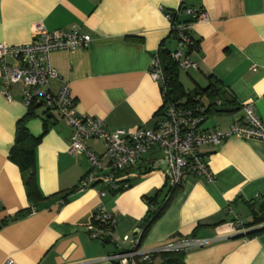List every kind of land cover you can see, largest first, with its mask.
Segmentation results:
<instances>
[{
    "label": "crops",
    "instance_id": "1",
    "mask_svg": "<svg viewBox=\"0 0 264 264\" xmlns=\"http://www.w3.org/2000/svg\"><path fill=\"white\" fill-rule=\"evenodd\" d=\"M184 7L201 8L208 22L193 26L190 34L198 49L189 53L196 69L178 78L186 93L207 87L209 76L221 83L222 98L231 107L209 112V100L196 97L195 110L205 109L203 130L227 131L243 114L238 103L252 100L264 126V0H0V43H31L34 27L68 29L75 25L91 37L86 49L55 51L50 65L58 78L47 89L55 94L63 83L78 112L102 121L108 130L155 128L161 118L162 94L149 75L159 50L172 53L177 41L163 13ZM162 9L160 11L159 9ZM188 18L179 13L178 20ZM185 50V49H182ZM14 65V61H9ZM12 101L1 94L0 79V264H117L111 257L131 248L135 231L146 217L149 199L160 202L168 185L159 170L148 164L159 159L157 150L143 155L120 174L130 187L100 197L92 189L76 190L90 166L84 155H71V128L54 113L35 109L28 132L38 137L35 183L40 198L31 204L18 165L10 158L16 125L27 109L19 88ZM222 108V110H220ZM228 108L232 111L224 112ZM87 147L102 156L104 146L88 140ZM213 175L211 182L189 176L172 196L162 216L149 228L141 250L184 245L185 264H264V230L250 226V207L264 202V139L230 137L217 146L199 149ZM63 201V203L61 202ZM99 205L116 219L111 237L93 239L88 227ZM33 212L17 219L18 213ZM242 227H236V222ZM118 242L119 246L116 245ZM150 264H161L152 258Z\"/></svg>",
    "mask_w": 264,
    "mask_h": 264
},
{
    "label": "built area",
    "instance_id": "2",
    "mask_svg": "<svg viewBox=\"0 0 264 264\" xmlns=\"http://www.w3.org/2000/svg\"><path fill=\"white\" fill-rule=\"evenodd\" d=\"M159 10L162 11L161 8ZM180 11L187 16L186 21L178 20ZM163 15L170 25V33L177 41V50L170 53L171 59L181 70L196 69L197 65L190 60L189 53L195 52L198 45L190 34L194 25L208 22L207 14L201 8L184 7ZM34 30L36 37L29 44L10 46L0 43L1 94L11 102L13 97L11 88L17 86L26 109L38 105L45 112L54 113L67 122L72 130L68 153L84 155L90 166L79 181L76 189L78 191L92 189L97 182L102 183V187L97 191L100 197L106 193L115 194L129 188L130 183L119 178L120 174L134 167L143 155L157 150L160 154L159 159L149 163L147 169L161 171L168 185L160 204L148 208V213L157 215L187 177H200L206 182L213 180L208 164L199 155L201 147L217 146L230 137L264 139V126L255 112L252 100L238 103V109L243 116L241 119H235L227 131L201 129L206 117L203 108L180 109L175 104L165 101L164 75L158 55L151 60L149 66V75L158 84L163 99L161 118L157 125L151 130L143 127L130 131L121 128L108 130L101 120L76 110L74 98L70 95L66 83H63L55 94L47 89L49 81L58 78L57 72L50 65L51 53L86 49L91 37L82 33L75 25L66 30L53 31L36 25ZM9 61H14L15 64L11 65ZM221 103L218 101L216 104L218 106ZM88 140H96L103 144L102 156L96 155L87 147ZM115 226V217L99 205L88 230L93 239H103L111 237ZM236 227L241 228L242 222H236ZM143 231L141 227L137 229L131 248L125 252L115 253L111 259L117 264H150L154 254L183 250L185 247L174 245L155 251L141 250L140 238ZM247 233L248 231H242L244 235ZM115 242L119 246L118 242ZM4 264L13 262L7 260Z\"/></svg>",
    "mask_w": 264,
    "mask_h": 264
},
{
    "label": "trees",
    "instance_id": "3",
    "mask_svg": "<svg viewBox=\"0 0 264 264\" xmlns=\"http://www.w3.org/2000/svg\"><path fill=\"white\" fill-rule=\"evenodd\" d=\"M158 57L164 75L166 90L165 101L175 104L180 109L195 110L198 106V101H196L195 98L205 96L209 100V107L206 110V114H208L209 112L218 111V109L214 107V103L218 99H220V101L222 102V107H231V105H233V101H231L230 99L222 98L221 83L213 76H209V82L206 88L197 90L193 93H186L181 83L179 82V68L177 63H175L171 59L169 53L163 49L159 50ZM37 107L38 105H33L32 107L27 109V113L25 114L24 118L18 121L16 125L15 143L10 153V158L18 165V168L22 174L26 196L29 202L33 205L35 204V200L40 198L35 183V148L39 144L42 136L47 132V124L53 119V117L50 116L45 120L44 129L40 136H32L26 128V123L28 120L34 117V111ZM220 110H222V108ZM160 111L162 112V108ZM171 198L172 197H170L168 202L164 205V207H162L159 214L153 215L147 212L146 217L144 218V221L141 225V228H143L144 231L140 238V243L142 242L149 228L162 216ZM160 202H158L156 197L150 198L148 201L149 206H157L160 204ZM31 210V208H28L25 211L18 213V215L14 219L30 214L32 212ZM250 210L253 220L250 226L264 225V202L259 204L258 207H250ZM6 223L7 222L3 221L1 222L0 226ZM263 230L264 226L259 228L258 231H253L245 234V236H251L252 234H256L259 231ZM184 256L185 252L183 250H173L154 254L152 258H159L161 264H185Z\"/></svg>",
    "mask_w": 264,
    "mask_h": 264
},
{
    "label": "rangeland",
    "instance_id": "4",
    "mask_svg": "<svg viewBox=\"0 0 264 264\" xmlns=\"http://www.w3.org/2000/svg\"><path fill=\"white\" fill-rule=\"evenodd\" d=\"M183 75H184V71L181 70L180 71V76L182 77ZM42 109H43L42 107H38L36 110L39 111V113H41Z\"/></svg>",
    "mask_w": 264,
    "mask_h": 264
},
{
    "label": "water",
    "instance_id": "5",
    "mask_svg": "<svg viewBox=\"0 0 264 264\" xmlns=\"http://www.w3.org/2000/svg\"><path fill=\"white\" fill-rule=\"evenodd\" d=\"M223 111L228 112V111H232V109L224 108ZM51 124L54 125V121H51Z\"/></svg>",
    "mask_w": 264,
    "mask_h": 264
}]
</instances>
